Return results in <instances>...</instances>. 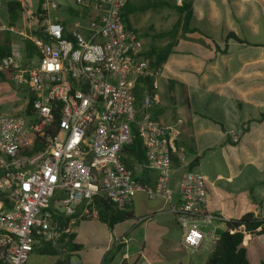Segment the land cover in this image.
Instances as JSON below:
<instances>
[{"label":"built area","instance_id":"obj_1","mask_svg":"<svg viewBox=\"0 0 264 264\" xmlns=\"http://www.w3.org/2000/svg\"><path fill=\"white\" fill-rule=\"evenodd\" d=\"M185 1L174 0L177 6ZM127 2L75 0L95 16L65 34L52 16L56 0H42L44 19L33 30L41 35L20 34L0 58V72L9 75L21 101L20 114L0 115V264H25L44 247L64 255L77 224L98 219L100 202L123 209L141 190L170 206L191 252L202 247L204 229L220 219L207 212L199 172L181 175L173 203L172 156L182 122L164 126L151 117L160 68L151 66L141 39L126 26ZM34 20L35 13L27 16L29 29ZM140 81L147 86L138 107ZM133 129L143 168L156 175L152 188L142 187L124 162ZM241 134L230 130L227 136L235 144Z\"/></svg>","mask_w":264,"mask_h":264},{"label":"crops","instance_id":"obj_2","mask_svg":"<svg viewBox=\"0 0 264 264\" xmlns=\"http://www.w3.org/2000/svg\"><path fill=\"white\" fill-rule=\"evenodd\" d=\"M9 1L0 0V48L20 42L21 35L33 34L37 26L34 20L29 29L27 16L36 12L39 0H17L23 12L13 25L7 18ZM56 2L52 16L65 34L95 16L90 9L76 6L75 0L74 8L66 0ZM192 9L191 26L199 33L179 39L160 67L158 102L151 117L164 126L182 122L172 156L173 203L179 201L177 185L185 171L204 177L207 212L220 219L204 229L202 247L187 250L170 206L141 190L128 209L133 218L115 224L110 229L113 240L95 244L90 255L84 251L80 229L83 223L90 225L98 219L77 224L64 255L57 250L52 254L34 251L25 264H60L61 259L65 264H206L212 236L225 230L227 222L248 213L262 219L263 225L261 232L258 228L244 235L247 260L249 264L264 260V0H193ZM229 33L240 41L228 38ZM142 44L145 55L150 47ZM161 82L168 91V103L160 98ZM0 84L5 85L0 92L12 91L9 79H0ZM230 130L242 132L235 144L227 136ZM129 158L135 180L142 187H154L155 173L125 153V160ZM139 192L150 203L149 210L137 208Z\"/></svg>","mask_w":264,"mask_h":264},{"label":"trees","instance_id":"obj_3","mask_svg":"<svg viewBox=\"0 0 264 264\" xmlns=\"http://www.w3.org/2000/svg\"><path fill=\"white\" fill-rule=\"evenodd\" d=\"M42 0L38 1V8L35 12V18L38 26L44 19V13L41 11ZM193 0L185 1L181 6L175 5L174 0H128L126 6L122 11L123 20L128 29L137 32L132 29L130 23V16L135 14L144 13L146 11L158 13L163 8L174 10L178 14V19L174 25V32L180 30V39H185V35L193 32H198L197 28L191 26L193 19ZM7 18L13 25L15 24L22 15L23 9L20 2L17 0H11L6 4ZM33 34L41 35L40 31H34ZM228 38H232L236 41H240L233 33L227 35ZM139 37V36H138ZM140 38V37H139ZM201 42V41H199ZM175 43L167 44L162 48H150L145 52V56L150 60L151 66L160 68L167 60L169 54L172 52ZM27 50V56H31L32 52L31 45L29 42L25 43ZM9 52V47L0 48V58ZM0 79L6 81L9 79L7 73H0ZM10 81V80H9ZM147 82L140 81L135 89L136 104L138 107L141 106V92L147 86ZM11 84V82H10ZM13 87V85H12ZM124 152L129 157H133L135 161L143 165L145 159L141 142L135 132L132 130V141L129 145L124 148ZM126 161V165L129 169L132 168V162L130 158ZM128 207L123 209H113L109 204L100 202L98 204L99 216L98 220L103 222L109 229H112L115 224L123 222L125 220L133 218V213L128 210ZM263 220L254 216L252 213L245 214L238 220L229 221L225 224L226 229L217 233V239L213 244L212 251L206 261V264H249L246 257V248L242 245L245 234H252L258 228L262 231ZM72 238L70 239V243ZM74 248H79L74 246ZM56 249L51 247H44L39 250L40 254H52ZM57 252V251H56ZM260 264H264V260Z\"/></svg>","mask_w":264,"mask_h":264},{"label":"rangeland","instance_id":"obj_4","mask_svg":"<svg viewBox=\"0 0 264 264\" xmlns=\"http://www.w3.org/2000/svg\"><path fill=\"white\" fill-rule=\"evenodd\" d=\"M66 2L70 7L74 8V0H66ZM177 19L178 14L174 10L163 8L158 13L146 11L133 15L131 17V27L137 32V35L140 37L142 43L146 44V47L162 48L167 44L176 43L180 39V30L176 32L173 30ZM194 25L199 26L198 24ZM0 87H5V85L0 84ZM10 89L12 91L6 90L7 92H0V115H17L21 113L19 95L14 93L15 88L12 85ZM159 89L162 102L168 103V91L162 82L159 84ZM136 198L137 208L141 207L145 211L149 210L150 203L143 198V193L139 192ZM80 235L86 247L84 251L90 255L95 249V244H104L107 240L111 241L115 234L103 222L96 220L90 225L83 223Z\"/></svg>","mask_w":264,"mask_h":264}]
</instances>
